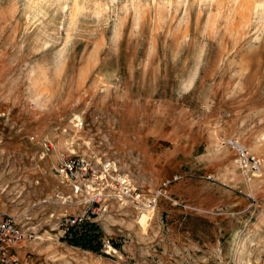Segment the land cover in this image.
Returning <instances> with one entry per match:
<instances>
[{"label": "rangeland", "instance_id": "1", "mask_svg": "<svg viewBox=\"0 0 264 264\" xmlns=\"http://www.w3.org/2000/svg\"><path fill=\"white\" fill-rule=\"evenodd\" d=\"M229 138L264 165V0H0V214L33 233L23 264H264V166L245 180ZM81 153L147 189L181 175L199 210L111 205L107 256L68 245L81 211L53 167Z\"/></svg>", "mask_w": 264, "mask_h": 264}, {"label": "built area", "instance_id": "2", "mask_svg": "<svg viewBox=\"0 0 264 264\" xmlns=\"http://www.w3.org/2000/svg\"><path fill=\"white\" fill-rule=\"evenodd\" d=\"M82 123L80 120L76 126L81 128ZM226 145L234 151V162L243 171L245 180H251L262 173L263 158L259 154L237 138L227 139ZM42 146L47 152L53 149V142L44 141ZM53 171L59 185L69 189L65 195L57 194L63 198L62 203L67 200L66 202L80 207L81 215L70 218L69 224L79 222L83 218L92 220L111 205L129 208L137 215L141 212L153 213L160 199L172 201L173 204L194 212L199 210L195 206L180 203L171 196L169 189L173 182L182 179L181 175L167 177L157 188L147 189L122 169L117 160L82 153L65 157L53 167ZM32 234L31 231L23 229L13 215L0 214V264H23L21 258L15 254L14 248L24 241L31 240Z\"/></svg>", "mask_w": 264, "mask_h": 264}, {"label": "trees", "instance_id": "3", "mask_svg": "<svg viewBox=\"0 0 264 264\" xmlns=\"http://www.w3.org/2000/svg\"><path fill=\"white\" fill-rule=\"evenodd\" d=\"M59 239L83 251L86 250L93 254L107 256L104 252V231L96 221L83 218L79 222L73 224L68 223L63 235ZM110 242L114 248L118 249L119 243L112 240Z\"/></svg>", "mask_w": 264, "mask_h": 264}, {"label": "bare ground", "instance_id": "4", "mask_svg": "<svg viewBox=\"0 0 264 264\" xmlns=\"http://www.w3.org/2000/svg\"><path fill=\"white\" fill-rule=\"evenodd\" d=\"M261 175V174H260ZM259 177V176H257ZM255 178V177H254ZM252 180V179H251ZM151 214L150 212H141L137 215L136 219L137 221L139 220L138 218L141 217V223H145V222H148L149 223V220H151Z\"/></svg>", "mask_w": 264, "mask_h": 264}]
</instances>
